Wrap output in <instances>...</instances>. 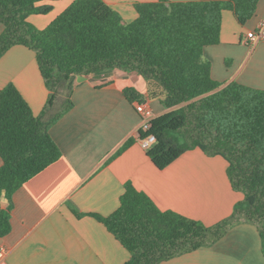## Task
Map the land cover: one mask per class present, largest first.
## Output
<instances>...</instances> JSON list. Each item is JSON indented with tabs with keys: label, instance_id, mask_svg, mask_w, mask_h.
<instances>
[{
	"label": "trees",
	"instance_id": "trees-1",
	"mask_svg": "<svg viewBox=\"0 0 264 264\" xmlns=\"http://www.w3.org/2000/svg\"><path fill=\"white\" fill-rule=\"evenodd\" d=\"M43 1L57 0H0V58L13 46L31 50L48 91L39 116L13 84L0 91V239L11 231L13 194L61 157L49 129L73 107L75 79L119 70L142 77L147 98L157 99L166 111L146 132L139 130L138 141L155 138L146 151L152 164L163 170L198 149L227 162L230 186L243 195L227 218L205 226L159 210L126 183L112 214H88L129 253L124 264H161L210 246L241 224L257 229L264 255V91L234 82L222 86L203 58L205 47L219 43L223 12L243 26L259 0H157L134 5L131 23L102 0H74L39 30L28 18L50 13L51 6L38 5ZM123 95L131 104L145 102L133 88ZM132 143L126 141L115 156Z\"/></svg>",
	"mask_w": 264,
	"mask_h": 264
},
{
	"label": "crops",
	"instance_id": "crops-1",
	"mask_svg": "<svg viewBox=\"0 0 264 264\" xmlns=\"http://www.w3.org/2000/svg\"><path fill=\"white\" fill-rule=\"evenodd\" d=\"M73 1H43L38 5L51 6L50 13L32 15L28 21L42 30ZM102 1L124 23H131L136 18L134 5L157 0ZM261 22L264 0L258 1L243 26L231 12H223L219 43L203 49L214 81L264 91V41L250 46L245 39ZM2 30L0 23V34ZM8 84L15 86L33 115L41 114L48 91L34 53L26 47L13 46L0 58V91ZM126 88L141 94L155 117L166 112L157 99L147 98V83L135 73L111 70L75 79L73 107L49 129L61 157L13 194L11 231L0 239L5 250L0 264H124L129 253L88 214H112L126 183L147 195L159 210L205 226L227 218L243 199L232 190L227 162L221 157H207L195 149L157 169L138 143L140 117L135 103L123 95ZM128 140L133 143L115 156ZM67 204L83 216H75ZM7 205L2 199L1 207ZM161 264H264V255L257 229L241 224L214 244Z\"/></svg>",
	"mask_w": 264,
	"mask_h": 264
},
{
	"label": "built area",
	"instance_id": "built-area-1",
	"mask_svg": "<svg viewBox=\"0 0 264 264\" xmlns=\"http://www.w3.org/2000/svg\"><path fill=\"white\" fill-rule=\"evenodd\" d=\"M245 39L250 46H254L257 43L264 41V22L259 23L255 31L247 32L245 35ZM134 109L140 117V129L143 132H146L149 129L151 121L155 118L153 111L145 102L135 103ZM154 141V136H148L145 139L138 141V143L143 150L147 151L154 143ZM4 253L5 250L0 247V258L4 256Z\"/></svg>",
	"mask_w": 264,
	"mask_h": 264
}]
</instances>
